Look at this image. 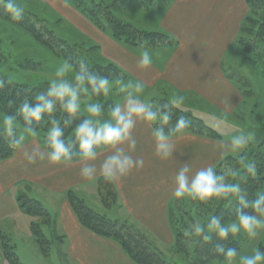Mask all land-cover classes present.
<instances>
[{
    "label": "crops",
    "instance_id": "1",
    "mask_svg": "<svg viewBox=\"0 0 264 264\" xmlns=\"http://www.w3.org/2000/svg\"><path fill=\"white\" fill-rule=\"evenodd\" d=\"M32 1L41 7L46 6L52 13L63 15L75 34L71 42L77 37L88 38L96 44L99 50L96 63H113L121 70L124 79L142 81L145 87L140 94L141 100L148 102L152 97H149L150 91L155 88L171 99L182 96V103L192 102L197 110H209L212 114L231 113L238 108L240 92L225 72L224 58L228 53L241 51L237 38L249 14L246 0H169L146 10L133 11L125 21L142 30L162 32L177 41L172 46L156 47L129 46L116 41L62 0ZM144 48L152 54L153 63L140 69L137 66L139 53ZM120 98L115 103H123V96ZM152 130L149 123L136 120L132 130L136 148L131 151L127 144L123 147L133 159H143L144 165L115 182H107L99 174L101 163L112 150L103 149L95 161L87 162L97 168L96 177L89 180L80 174L81 159L67 164H50L47 159L34 165L27 164L23 157L25 149H46L38 137L26 136L23 148L14 149L8 159L0 160V222L11 220L8 216L22 211L16 201L18 195L30 197L31 190L46 192L59 202L53 213L54 219L43 223L41 229L53 225L58 234L55 239L66 248L65 254L71 264H135L117 243L81 226L67 201L69 191L85 202L81 194L89 193L90 184L98 183L96 190L99 194L101 184L109 183L119 207L128 216L124 219L127 223L137 224L146 237L157 243L173 245L170 212L173 211L171 200L175 199L174 176L184 163L190 166L192 174L203 167L216 165L222 158L217 147L220 142L185 131L172 136L173 156L161 160L155 155ZM16 186L25 191L28 189L26 192H20L19 188L14 191ZM60 194H65L63 200L58 198ZM0 264H8L1 246Z\"/></svg>",
    "mask_w": 264,
    "mask_h": 264
},
{
    "label": "clouds",
    "instance_id": "2",
    "mask_svg": "<svg viewBox=\"0 0 264 264\" xmlns=\"http://www.w3.org/2000/svg\"><path fill=\"white\" fill-rule=\"evenodd\" d=\"M3 8L15 21H20L25 13V8L16 0H3ZM152 63V54L144 48L139 53L138 68L146 69ZM70 72H74L72 79L67 78ZM54 77L45 90L37 93L33 99L25 98L19 104L17 112L23 121L22 132L18 134L17 115L8 114L0 118V134L4 135L10 147L20 149L24 147L26 136L38 135L34 125L47 116L49 125L44 138L46 151H41L40 148H33L31 151L25 149L23 157L29 165L45 159L50 164H67L74 156H79L82 160L80 174L91 180L96 177L97 168L87 162L96 160L97 149H110L111 154L104 158L99 174L105 181L115 182L127 176L134 168L140 169L144 165L143 159H133L123 147L127 144L131 151L136 148L137 141L132 136L136 120L160 125L153 127L152 135L155 138V155L161 160L173 156L175 145L172 143V136L189 126L188 120L179 116L175 126L166 129L165 126L173 115L172 107L181 104L183 97L177 96L163 104L145 102L140 99L145 87L142 81L126 82L123 76L113 79L94 71L83 60L78 64L65 60L55 69ZM113 89L123 95V103L110 106V118L100 120L105 111L104 105L88 102L84 105L88 115L83 116L72 128L71 139H65L64 129L72 122V118L81 113V97H107ZM57 111H62L71 119H57ZM252 140L250 132L240 131L217 146L221 157L227 159L231 156L239 168L230 165L218 171L215 165H209L192 174L190 166L184 163L178 169L174 176L173 196L176 199L188 197L203 203L213 200H229L231 203L232 198H235L239 205L234 210L235 218L232 222L225 224L220 216L212 215L204 224L198 221L189 224L184 232L185 236L196 237L199 241L208 243L212 234L221 241L228 240L230 234L235 237L240 233L251 239L264 229V192L249 200L240 183L230 182L236 179L246 182L248 177L257 175V165L245 159V151ZM247 209L252 212L246 211ZM214 250L228 264H231L238 251L235 247L226 248L224 244H217ZM240 264H264V249L257 247L252 254L242 255Z\"/></svg>",
    "mask_w": 264,
    "mask_h": 264
},
{
    "label": "rangeland",
    "instance_id": "3",
    "mask_svg": "<svg viewBox=\"0 0 264 264\" xmlns=\"http://www.w3.org/2000/svg\"><path fill=\"white\" fill-rule=\"evenodd\" d=\"M62 1L67 3L70 7L75 8L68 1ZM108 1L111 2L112 0H103L102 2L109 3ZM16 2L20 3L25 8V12L43 20V25L60 39L66 42L69 41L68 43L70 44L76 43L81 46L85 51L84 55H86V61H92L95 63L98 61L96 58V55H98L99 52L98 46L88 38L82 40L81 38L75 37L74 41L71 42L70 39H73L75 34H72V26L68 25L69 23L63 15L52 13L46 8V6L43 5V7H41L35 4L32 0H16ZM0 4L3 5V0H0ZM150 7L142 10H146ZM137 10H121L116 13V16L122 21H125L127 18H130L133 11L138 12ZM77 11L81 13L79 10ZM249 17V20L245 22L244 27L241 29L237 38L241 51L239 53H228L224 58L225 72L233 80L237 86V90L240 92L241 102L238 108L231 113L214 112V114H212L209 110H207V112L197 110L193 107L192 102L188 101L176 106L200 119L206 126L203 125L204 127H200L196 125L194 131H196L197 134L217 140L220 144L230 139L232 135L238 134L240 131L245 133L250 132L253 136V140L245 151V159L247 161H249L250 151H264V35L261 33L264 28V14L260 8L257 9L255 14L253 13ZM0 22V55L2 57L0 62V77H6L15 83L28 86H35L44 81L50 82L51 79H54L55 69L65 61L64 57L57 55L49 46L36 40L31 33L24 28L2 18H0ZM104 33L109 35L107 32ZM87 48L90 49V51ZM25 60H31L38 66L33 68L29 63L23 64ZM21 63L23 64V67L19 66ZM73 76L74 72H70L67 78L72 79ZM124 80L127 82L130 79ZM153 90L155 91H150L149 97H152L149 98L148 101H155L163 104L173 100L171 99L172 97L169 98L164 96V93L162 92L158 93V90L156 91L155 88ZM155 94L157 95L155 96ZM122 96L123 95L119 94L115 89H113L109 96H102L103 100L101 101L92 96H82L81 114L84 116L88 115L84 108V105L88 102L103 104V102L108 101L114 104L115 101H120L119 98ZM200 105L201 104H199V106ZM110 106L107 108L104 106V108L109 109ZM4 115L5 114L0 113V118ZM109 118L110 112L105 110L102 117L99 119L106 120ZM17 127L18 132H22L23 126L19 121H17ZM37 133L38 135L36 137H38L39 140H42V132L37 131ZM224 168L225 166L218 171H221ZM262 176L264 178V173ZM230 182H234V180ZM98 186V183H92L89 185V193L86 195L81 194L85 199V203L96 212L110 219L125 221L124 219L128 216H126L124 209L119 207L118 200L114 197L115 193L112 185L109 183L101 184V188H99L100 194H98V191L96 190ZM18 188L20 189V192H26L28 189L26 188L25 191V189L22 190L21 187L16 186L13 190L15 191ZM31 191L32 192L30 193L27 192L29 193L28 195L36 200L38 198L44 203V207H46L48 209L47 211L51 214L50 221H52L54 219V210L59 201H57L54 196L50 194L47 195L46 192H38V190L37 192L34 190ZM260 192H264V184L262 185ZM58 198L63 200L65 194L58 195ZM233 199L234 198H232V200ZM171 203L173 213L171 214L170 212L172 215L170 222H172L174 228L177 229L178 236L182 239L181 245L183 246V249H185V252L177 247L175 242L173 245L169 246L167 243L160 241L157 243L155 240L153 241L148 236L147 237L152 243V246L158 248L162 252L163 257L168 263L195 264L192 251L198 238L185 236L184 232L186 228L189 224L197 221L204 224V222H206L212 215H218L220 217L225 215L223 211H226L231 203H229V200H213L209 203H203L188 197L180 198L179 200L176 198L172 199ZM8 217L11 218V220L7 219L6 221L0 222V232L9 236L10 242L14 245V252L20 264H71L65 254L66 248L60 246L57 243V239H55L58 234L57 231L55 232L53 225H50L43 230L45 234L43 243L45 246L47 245L48 248L47 255H44L41 252L34 235L30 232L31 222L39 223L43 229L44 220L40 217L30 216L23 211H19L16 215L12 214ZM233 220L234 219H230L225 222V224L230 223ZM131 224L142 232L137 224ZM173 234H175V232H173ZM235 237L239 241V248L237 256L233 258L231 264H240V257L242 255L252 254L253 250L257 247L264 249V229H261L258 236L255 238L250 239L244 233L237 234ZM207 264H228V262L224 258Z\"/></svg>",
    "mask_w": 264,
    "mask_h": 264
},
{
    "label": "trees",
    "instance_id": "4",
    "mask_svg": "<svg viewBox=\"0 0 264 264\" xmlns=\"http://www.w3.org/2000/svg\"><path fill=\"white\" fill-rule=\"evenodd\" d=\"M66 1H68L77 10H79L98 29L103 32H107L112 39L122 42L125 45L156 47L172 46L177 43L175 39L162 32L142 30L126 21H122L116 16V13L120 12L121 10L144 9L155 5L156 3H165L169 0H112L109 3L95 0ZM246 3L249 9V14L245 17L241 25V29L244 27L245 22L249 20V16H251L253 13L255 14L257 9L261 8L262 13L264 14V0H246ZM0 18L24 28L25 30L30 32L36 40L49 46L57 55L64 57V59L69 62L78 64V62L83 60L94 71H97L103 75H109L113 79L122 76L123 74L121 70L113 63L98 64L92 61H86V55H84L85 51L81 46L77 44H70L60 39L51 30L47 29L43 25V20L37 18L36 16H33L30 13L25 12L23 18L20 21H15L10 18V16L4 11L3 5L0 4ZM261 33H263L262 35H264V28ZM88 50L90 51V49ZM1 60L2 57L0 55V62ZM24 63H29L33 68L38 66L31 60H25L23 64ZM23 64L21 63L19 66L23 67ZM48 83L49 81H44L35 86H28L25 84L15 83L6 77H0V113H3L5 115H17V121H19L23 126V121L18 117L17 112L19 104L25 98L33 99L37 93L45 90L48 87ZM92 97L98 99L99 101L103 100L102 96ZM111 104V102L106 101L103 102L102 105L107 108ZM171 111L173 115L171 120L165 126L166 129L174 127L179 116H184L189 122V126L187 128L179 133H175L174 135H178L185 131L197 133L196 131H194V127L196 125L200 127L205 126L200 119L192 116L189 112H185L177 107H172ZM83 116V114L78 113L75 118H72V122L68 125V127L64 129L65 139H71L72 128H74L76 123H79ZM56 118L60 120L71 119L67 117V115L62 111H57ZM48 125L49 121L47 116H45L42 122L34 125V127H36V130L42 132L43 134L41 144L44 149V138L46 136V129ZM152 126L157 127L160 125L152 124ZM77 150L78 149H73V151ZM102 150L103 149H97L98 152H101ZM13 151L14 148L10 147L4 135L0 134V160L8 159L12 155ZM78 159L81 158L79 156H74L71 162ZM249 161L257 165V175L255 177H248L246 182H242L240 179H236L234 180V182L241 184V187L244 190V193L247 195V198L251 200L260 193L261 187L264 184V178L262 176L264 173V151H250ZM230 165L235 166L236 164L233 158L228 157L227 159L222 158L215 166L217 170H220L223 166L228 167ZM235 167L239 168V165H236ZM241 176H243V170H241ZM16 201L18 204V208L25 213L29 214L30 216L40 217L44 220V224L49 222V213L40 201L28 197L25 194L18 195ZM67 201L81 226L101 237L111 239L112 241L117 243L121 250L131 261H133V263L170 264L163 257L162 252L159 251L156 247L152 246V243L145 234H143L132 225L128 224L126 221H121L119 219H110L96 212L71 191L67 193ZM238 206L239 205L234 198L227 210L223 211L225 215H222L221 217H223L222 220L224 223L230 219L235 218L234 210ZM246 211L252 212L251 209H247ZM172 213L173 212H171V214ZM171 214L170 218L172 216ZM170 223L173 232H175V244L177 245V247L181 248L183 252H185V249H183V246L181 245L182 239L178 236L177 229L174 228L172 222ZM30 231L36 238L41 252L44 255H47L48 248L47 245L45 246V244L43 243L45 235L41 229V226L38 223L32 222L30 225ZM217 244H224L226 248L235 247L237 248V250L239 248V241L236 237L231 236V234L226 241H221L215 234H212V239L208 243H204L203 241L199 240L195 242V246L193 247L192 251L195 264H207L224 259L222 255H218L214 250ZM0 246L3 257L8 264H20L14 252V245L10 242L9 236L3 232H0Z\"/></svg>",
    "mask_w": 264,
    "mask_h": 264
}]
</instances>
